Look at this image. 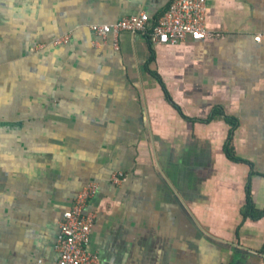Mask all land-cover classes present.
Listing matches in <instances>:
<instances>
[{"label":"crops","instance_id":"0c3cea01","mask_svg":"<svg viewBox=\"0 0 264 264\" xmlns=\"http://www.w3.org/2000/svg\"><path fill=\"white\" fill-rule=\"evenodd\" d=\"M172 1L0 0V264L56 263L88 182L103 264H264V0H207L200 42L90 30Z\"/></svg>","mask_w":264,"mask_h":264},{"label":"built area","instance_id":"2783aa9c","mask_svg":"<svg viewBox=\"0 0 264 264\" xmlns=\"http://www.w3.org/2000/svg\"><path fill=\"white\" fill-rule=\"evenodd\" d=\"M207 13V0H173L152 27L148 14L140 13L115 24L92 25L90 30L105 42L112 36L117 48L118 39L124 32L145 34L153 44L175 45L187 40L200 42L214 37L206 30ZM257 42H260V38ZM63 43H68V38L59 39L54 44ZM127 177L125 173L114 172L110 179L113 184L121 185L127 181ZM98 189L97 182H88L78 193L70 209L62 214L56 240L59 259L54 264H103L99 255L88 249L96 216L93 212H87V205ZM35 264L50 263L37 261Z\"/></svg>","mask_w":264,"mask_h":264},{"label":"trees","instance_id":"16d2710c","mask_svg":"<svg viewBox=\"0 0 264 264\" xmlns=\"http://www.w3.org/2000/svg\"><path fill=\"white\" fill-rule=\"evenodd\" d=\"M227 121H229L232 125H233V130L235 129L236 127V120L233 119V118H230L228 117L227 118ZM228 156L233 159V160H236L238 161L237 158H235L232 153L229 151L228 149ZM246 202L245 203V207H244V217L245 218H252V219H255V220H258L260 218H262L264 216V212H258L256 209H255V206L253 204V200H252V197H250V190H249V186H247L246 188Z\"/></svg>","mask_w":264,"mask_h":264}]
</instances>
